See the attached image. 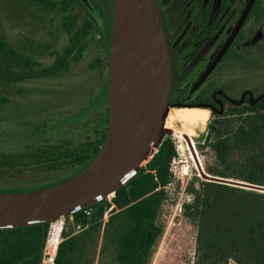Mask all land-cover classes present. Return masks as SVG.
I'll return each instance as SVG.
<instances>
[{
    "label": "trees",
    "instance_id": "1",
    "mask_svg": "<svg viewBox=\"0 0 264 264\" xmlns=\"http://www.w3.org/2000/svg\"><path fill=\"white\" fill-rule=\"evenodd\" d=\"M29 1L46 8L58 7L62 10L64 14L61 28L67 33V43L60 53H55L51 64L40 67L39 61L11 47L0 38V87L65 71L71 62L81 58L87 47L93 22L85 10L91 12V6L88 7L81 0ZM75 3L81 6L84 15L71 11ZM111 3L109 0V8ZM254 8L255 15L259 16L260 0L255 1ZM109 46L108 40L105 44L106 51ZM13 64L15 69L11 67ZM105 89L103 101L100 97L94 103L91 102L93 111L90 106L79 111L84 113L86 118L77 133L71 129V133L58 141L33 143L16 152L0 150V177L11 171L21 173L34 169L71 170L57 181L59 182L88 164L99 151L107 133V78ZM246 111L245 108L230 110V113L241 115ZM246 120L238 124L231 137L222 133V128L228 124V116L216 118L207 125L206 141L215 157L224 165L231 140L234 143H245L264 137V96L256 102L253 113ZM174 154L173 143L170 137L165 135L153 147L145 164L129 180L107 196L67 215L66 218L71 216L75 224L87 227L91 222L100 224L102 218L106 217L105 225L111 233L116 264H148L151 249L162 233L157 214L167 196L164 186L171 180L169 163ZM208 171L226 176L219 170L209 168ZM243 178L245 181L264 186V176L256 178L254 174H248ZM52 184L54 183L32 188L0 189V192L32 190ZM185 210L199 217L200 228L196 235L198 259L202 258L206 264H225L231 257L240 264H264L263 193L207 182L203 184L202 192L194 201L185 204ZM246 213L248 216L245 217ZM242 221L247 224L245 230L240 231L234 227V223ZM49 225V221H41L24 226L0 228V264H40ZM86 237L87 228H82L78 233L62 230L53 264H78V255L83 249ZM240 238L244 244L239 241Z\"/></svg>",
    "mask_w": 264,
    "mask_h": 264
},
{
    "label": "rangeland",
    "instance_id": "2",
    "mask_svg": "<svg viewBox=\"0 0 264 264\" xmlns=\"http://www.w3.org/2000/svg\"><path fill=\"white\" fill-rule=\"evenodd\" d=\"M88 1L91 12H85L92 19L93 28L79 60L71 62L67 70L53 76L32 77L0 87V150L16 152L33 143L58 141L71 133V129L77 133L86 118L79 111L88 106L91 108V102L94 103L100 97L104 100L108 53L105 44L109 15L103 10L104 0ZM260 8L259 16L255 15L254 18L252 88L255 96L264 92V0H260ZM71 9L72 12L84 15L77 3ZM63 14L58 7L46 8L29 0H0V38L39 61L40 67L47 66L52 63L55 53H60L67 43V33L61 28ZM168 109L172 113L175 108ZM93 110L94 107L91 108ZM251 114L228 116V124L222 128L223 135L231 137L238 124L246 122ZM209 122H213L210 115L203 127H190L168 115L164 117L162 128L185 132L197 153L192 158L186 151L176 157L173 163L177 177L168 186V194L158 211L157 221L162 226V233L151 249L148 264H206L202 258L198 259L196 253L199 217L185 210V204L194 201L202 192L204 183H222L264 194L263 185L243 178L248 174H254L256 178L264 176V137L245 143H234L231 140L224 165L215 157L206 141ZM166 134V131L162 132L159 139ZM209 168L219 170L226 176L213 174L208 171ZM70 172L35 169L21 173L11 171L0 177V189L55 184ZM188 198L190 201L185 203ZM61 220L63 230L70 233H78L82 228H87L78 264H116L111 233L105 225L106 217L102 218L100 224L91 222L87 227L75 224L71 216H64ZM246 224L243 221L235 222L234 227L243 231ZM239 241L244 244L241 238ZM225 264L240 263L229 257Z\"/></svg>",
    "mask_w": 264,
    "mask_h": 264
},
{
    "label": "water",
    "instance_id": "3",
    "mask_svg": "<svg viewBox=\"0 0 264 264\" xmlns=\"http://www.w3.org/2000/svg\"><path fill=\"white\" fill-rule=\"evenodd\" d=\"M90 7L88 0H81ZM248 0L225 46L249 8ZM107 53L108 128L95 157L46 187L0 192V228L55 221L93 204L129 180L150 157L161 133L171 84L155 0H111ZM264 96V92L256 99Z\"/></svg>",
    "mask_w": 264,
    "mask_h": 264
},
{
    "label": "flooded vegetation",
    "instance_id": "4",
    "mask_svg": "<svg viewBox=\"0 0 264 264\" xmlns=\"http://www.w3.org/2000/svg\"><path fill=\"white\" fill-rule=\"evenodd\" d=\"M155 2L170 64L169 107L205 108L212 120L237 115L230 110L253 113L261 98L256 99L260 94L255 96L252 88L255 2L225 49L248 0ZM103 10L109 15L107 44L112 24L109 0H104Z\"/></svg>",
    "mask_w": 264,
    "mask_h": 264
},
{
    "label": "built area",
    "instance_id": "5",
    "mask_svg": "<svg viewBox=\"0 0 264 264\" xmlns=\"http://www.w3.org/2000/svg\"><path fill=\"white\" fill-rule=\"evenodd\" d=\"M170 137L173 146L175 148V154L172 156L169 163V171L171 173V180L164 186L166 195L168 194V186L171 184L172 179L177 177L176 170L173 168V163L176 160V157L183 155L186 151L192 155L194 158L196 152V148L189 137H186V141H181L178 137L177 132L170 129V132L166 134ZM188 138V139H187ZM188 140V141H187ZM190 199L185 200V203H188ZM89 213V211H86ZM56 223L58 226L56 227ZM63 230V222L60 219L50 222L48 232L46 234L45 242L42 249L40 264H53L54 256L56 253V248L61 241V233Z\"/></svg>",
    "mask_w": 264,
    "mask_h": 264
},
{
    "label": "bare ground",
    "instance_id": "6",
    "mask_svg": "<svg viewBox=\"0 0 264 264\" xmlns=\"http://www.w3.org/2000/svg\"><path fill=\"white\" fill-rule=\"evenodd\" d=\"M168 108L166 110V113H167L166 115H168V117H170L173 120L176 119L180 121L181 123L189 125L190 127H197V126L203 127L209 117V111L205 108H202V109L197 108V107L175 108V109H172V113H170ZM173 130L177 132L178 137L181 141H184V142L186 141V137L188 136L185 132L180 131V130H175V129ZM55 226L57 227L58 223H56Z\"/></svg>",
    "mask_w": 264,
    "mask_h": 264
}]
</instances>
